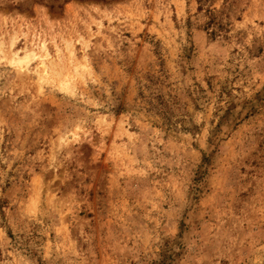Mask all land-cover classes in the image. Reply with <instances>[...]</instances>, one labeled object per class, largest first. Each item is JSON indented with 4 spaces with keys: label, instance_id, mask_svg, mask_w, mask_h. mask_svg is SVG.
Wrapping results in <instances>:
<instances>
[{
    "label": "rangeland",
    "instance_id": "374dc122",
    "mask_svg": "<svg viewBox=\"0 0 264 264\" xmlns=\"http://www.w3.org/2000/svg\"><path fill=\"white\" fill-rule=\"evenodd\" d=\"M0 264H264V0H0Z\"/></svg>",
    "mask_w": 264,
    "mask_h": 264
},
{
    "label": "bare ground",
    "instance_id": "6f19581e",
    "mask_svg": "<svg viewBox=\"0 0 264 264\" xmlns=\"http://www.w3.org/2000/svg\"><path fill=\"white\" fill-rule=\"evenodd\" d=\"M34 50V49H33ZM30 51V55H35L36 53L34 51Z\"/></svg>",
    "mask_w": 264,
    "mask_h": 264
}]
</instances>
